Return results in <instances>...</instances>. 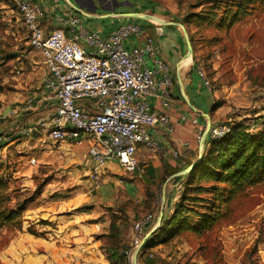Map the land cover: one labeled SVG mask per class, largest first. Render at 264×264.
Masks as SVG:
<instances>
[{"label": "rangeland", "instance_id": "obj_1", "mask_svg": "<svg viewBox=\"0 0 264 264\" xmlns=\"http://www.w3.org/2000/svg\"><path fill=\"white\" fill-rule=\"evenodd\" d=\"M137 1L148 5L147 13L184 28L195 63L216 97V120L236 122L261 112L264 4L228 26L226 7L234 0ZM44 66L15 4L0 0V114L18 109L11 116L8 111V127H0V171L9 181L12 205L25 204L19 224L0 226V264L256 263L259 247H264V213H256L253 222L246 215L264 203L263 185L243 192L228 221L212 231H185L163 240L157 231L161 224L151 230L157 224L165 180L157 183L147 171L139 176V167L133 172L121 166L85 172L90 164L77 159L68 141H52L41 127L30 136L20 134V127L32 121L17 115L38 91ZM149 213V227L138 233L135 223ZM147 235L155 244L141 249Z\"/></svg>", "mask_w": 264, "mask_h": 264}, {"label": "built area", "instance_id": "obj_2", "mask_svg": "<svg viewBox=\"0 0 264 264\" xmlns=\"http://www.w3.org/2000/svg\"><path fill=\"white\" fill-rule=\"evenodd\" d=\"M12 1L31 45L40 52L47 67L43 84L58 102L53 114L41 120L38 127L47 129L54 142L87 139L89 158L98 169L117 162L126 171H135L140 146L167 157L168 150L160 149L150 129L156 125L169 127L170 118L164 111L153 110L148 97L159 89L168 97L172 79L168 65L159 56L160 48L152 38L145 37L143 26L123 23L102 37L87 29L78 14L70 13L66 20L59 19L63 26L46 32L42 25L44 13L37 4L31 0ZM141 37L144 39L126 46L129 39ZM199 72L204 76L200 68ZM163 105L170 108V100ZM32 106L33 100H29L23 109ZM4 117L0 114V122ZM259 117V122L247 121L252 131L264 127V108ZM233 123L232 119L214 123L209 138L222 139ZM32 130L33 127H22L19 133L29 136ZM180 189L179 184L177 191ZM152 219L149 213L137 221L136 231L142 233Z\"/></svg>", "mask_w": 264, "mask_h": 264}, {"label": "crops", "instance_id": "obj_3", "mask_svg": "<svg viewBox=\"0 0 264 264\" xmlns=\"http://www.w3.org/2000/svg\"><path fill=\"white\" fill-rule=\"evenodd\" d=\"M31 1L37 4L44 13L42 25L46 32H51L55 28L63 26L59 19L66 20L69 14L73 13L80 16L87 29L97 31L102 37L109 36L123 23H139L146 31L145 37L152 38L154 43L160 48L159 56L169 67L172 84L168 89V97H165L162 89H159L156 94L148 97V101L153 110L166 112L170 122L169 127L163 125L154 126L150 129V134L157 141L160 149L168 150L169 154L167 157H163L159 152H152L140 146L137 150V160L141 171L139 176H142L145 171H153V181L158 183L160 180H165L162 184V197H164V200L157 213L158 217L161 212L163 213L162 220L167 218L179 197L178 185L188 174H183L182 172L202 159L207 149L206 141L209 138V130L214 123L219 121L214 118V114L217 112L215 110L216 97L206 84L204 76L199 72L194 60V54H188V37L184 28L178 22L160 17L154 12L147 13L149 11L148 5L138 4L139 1L137 0ZM66 29L68 30V25H66ZM142 39L144 37L140 39L131 38L125 44L127 47H131ZM82 44L85 46L83 42ZM36 51L40 54L38 50ZM43 69L42 83L39 85L38 91L30 95L27 100H33L32 108L26 111L22 109L17 115L18 117L27 116L29 117L27 122L32 121L23 126L33 127L30 135L37 128H40L38 124L41 120L48 119L53 114L58 104L56 97L43 84L48 74L46 65ZM168 99L170 100V108H166L163 105ZM8 109L9 116L15 114L18 110L12 107ZM248 116V122H259L260 120V113ZM6 117L0 122V127L3 125L4 128L8 127V125L5 126L4 124ZM183 117L186 118L184 119ZM207 129L208 133L202 150V138ZM88 143V140L84 139L79 142L68 141L66 144H68L69 149L71 147L74 148L75 152L73 151V153L77 155V159L84 162V164H90V166L84 168L85 172H91L93 169L98 174L101 169H98L90 158H85V154L88 153L89 149ZM174 151H178L179 154L175 156ZM109 168L115 170L121 167L117 162H108L102 169ZM137 178L139 177H135L136 182L138 181L136 180ZM261 185L264 186V183L258 186ZM258 212L264 213L263 202L257 204L253 210L247 213L246 218L248 221L253 222L254 218L258 217V215H255ZM255 264H264V247H259Z\"/></svg>", "mask_w": 264, "mask_h": 264}, {"label": "trees", "instance_id": "obj_4", "mask_svg": "<svg viewBox=\"0 0 264 264\" xmlns=\"http://www.w3.org/2000/svg\"><path fill=\"white\" fill-rule=\"evenodd\" d=\"M261 4L264 0L228 2L226 10L231 16L228 26L246 18ZM206 145L202 159L180 183L179 197L170 215L157 229L163 240L185 231L199 234L212 231L214 225L228 221L227 214L243 192L264 183V127L252 131L247 120L234 121L225 137L208 138ZM11 192L8 179L0 171V226L19 224L25 209L23 202L12 205ZM153 244V239L148 238L141 249Z\"/></svg>", "mask_w": 264, "mask_h": 264}, {"label": "water", "instance_id": "obj_5", "mask_svg": "<svg viewBox=\"0 0 264 264\" xmlns=\"http://www.w3.org/2000/svg\"><path fill=\"white\" fill-rule=\"evenodd\" d=\"M193 52H192V46H191V44H190V42H189V40H188V54L189 55H191ZM8 108L5 110V111H3V116H6V114H8ZM209 125H210V123L208 124V127H209ZM207 133H208V129L204 132V135H203V138H202V144H201V149L203 150V144H204V140H205V137H206V135H207ZM196 164V163H195ZM195 164H192V165H190L185 171H183L182 173L183 174H185V173H188L189 171H191L192 170V168L195 166ZM162 201L164 200V197H162V199H161ZM162 216H163V213L161 212L160 213V215H159V217H158V219H157V224L154 226V228L151 230V232L152 231H154L159 225H160V223H161V221H162ZM150 234V233H149ZM148 234V235H149ZM148 235L143 239V241L140 243V245H142V244H144V242H145V240H146V238L148 237ZM140 248V246L138 247V249Z\"/></svg>", "mask_w": 264, "mask_h": 264}, {"label": "bare ground", "instance_id": "obj_6", "mask_svg": "<svg viewBox=\"0 0 264 264\" xmlns=\"http://www.w3.org/2000/svg\"><path fill=\"white\" fill-rule=\"evenodd\" d=\"M153 19H156V18H153ZM157 20V19H156ZM157 21H160V20H157Z\"/></svg>", "mask_w": 264, "mask_h": 264}]
</instances>
